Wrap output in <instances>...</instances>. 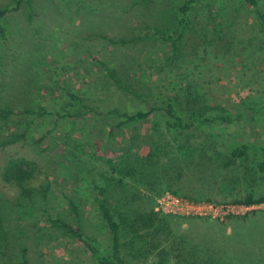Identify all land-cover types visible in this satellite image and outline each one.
<instances>
[{
    "label": "rangeland",
    "instance_id": "obj_1",
    "mask_svg": "<svg viewBox=\"0 0 264 264\" xmlns=\"http://www.w3.org/2000/svg\"><path fill=\"white\" fill-rule=\"evenodd\" d=\"M25 1L0 0V10H8L3 19L6 33L0 38V108L19 113L37 103L49 114L35 119L13 116L8 130L0 131L1 142L8 134L22 132L21 124L30 126L28 140L0 146V264H96L82 243L52 221L60 218L79 225L86 240L106 250L108 231L93 202L100 164L90 151L113 158L137 137L142 156L152 142L163 159L167 152L168 170H158L146 180L155 185L152 192L139 187L127 198L114 189L110 202L119 211L126 206L140 213L156 212L157 200L177 192L199 198L195 203L200 207L190 215L159 214L163 230L158 238L151 232L146 236L140 232L142 240L124 235L126 254L139 264H264V204L233 203L247 194L264 197V174L254 167L255 157L228 168L216 160H207L204 166L199 149L208 134L264 146V124L203 126L186 145L169 135L167 119L154 113L138 123L137 131L127 129L109 137L105 124L112 117L110 111L131 114L148 107L144 101L121 98L93 64V58L111 63L147 102L157 103L168 94L182 105L193 94L218 111L239 109L242 99L264 107V37L253 31L249 13L241 9L236 13V5L228 0L222 6V20L198 23L180 62L170 71L162 65L167 47L152 37L126 45L118 42L171 28L175 0H33L31 12ZM219 25L221 33L213 35ZM51 80L57 81L56 92L46 87ZM67 88L87 98L94 113L60 118ZM17 120L22 123L14 125ZM38 139L40 145L34 143ZM183 145L189 149L186 153L178 150ZM10 159L36 165V177L25 186L33 190L49 183L45 197L37 193L25 197L19 186L2 181ZM69 201L78 208L79 221ZM252 210L257 212L246 215Z\"/></svg>",
    "mask_w": 264,
    "mask_h": 264
},
{
    "label": "trees",
    "instance_id": "obj_2",
    "mask_svg": "<svg viewBox=\"0 0 264 264\" xmlns=\"http://www.w3.org/2000/svg\"><path fill=\"white\" fill-rule=\"evenodd\" d=\"M144 1L151 2L153 0ZM227 1L228 0H175L173 25L171 28L162 31L156 30L149 35L132 37L129 40H121L118 43L126 45L136 40L152 37L167 47L165 58H163L164 63L162 65L170 71H173L183 56V48L188 41V37L195 30L198 23L203 20H208L209 22L214 20L215 17L216 19L221 18L220 20H222V17H224V8H222V6L226 7L224 4ZM230 1L236 5L235 8L233 7L236 13L239 12L238 9H241L242 13L246 15L249 13V19L254 25L253 31L264 37L263 0ZM20 2H18V4ZM32 2L33 0L25 1L30 12L33 10ZM7 11L6 9L0 10L1 39L4 38L6 33L3 19L6 17ZM221 28L220 25L219 28L216 27V33L213 35L220 34ZM108 41L114 43L111 40ZM93 64L99 69V72L103 74V82L112 86L121 98L129 96L136 100L144 101L148 107L147 111L136 110L131 114L120 112L117 109L110 111L112 117L105 124L106 127L109 128V137L114 136V134L119 135L127 129L137 131L138 123L149 119L154 113H161L167 119L165 122L167 133L179 141H184L186 145L189 144L190 140L195 139V133L203 126L216 123L226 126L232 124H264V113H262L264 107L253 105L250 99H242L239 103L240 108L234 109L232 112L224 110L218 111V108L211 109L209 106L201 104L193 94H190L189 99L182 102V105L176 103L175 99L168 94L157 103H151L142 100L132 84L122 78L119 71L114 68L111 63L104 59L93 58ZM162 65L159 66L163 68ZM45 75L49 78L53 76L51 72H46ZM51 81V83H45L46 87L52 88L53 84L57 85V81ZM167 85H169V83ZM57 88L59 89V87ZM52 89L56 92V86ZM64 93L67 98V104L60 108V118H71L77 113H94L95 110L88 102L87 98L75 94L72 92L71 88L64 89ZM14 110L10 111L0 108V131L8 130L9 124L14 120L13 116H32L35 119L36 117L42 118L49 114L43 106L37 103L28 104L23 112L18 113ZM18 121L22 123V120H17L16 123L14 122V125L20 124ZM26 121L27 120L24 119V123H26ZM56 124L57 121L55 122V125ZM21 125L23 126L22 132L19 134H8L7 137L3 138L0 142L1 147L14 145L30 138L29 124ZM34 143L40 145L42 139H38ZM130 143L129 147L122 148L120 152L118 150L119 153L114 154L115 156L113 158L95 156L94 151H90L92 157L96 159V163L100 164L97 177L93 180V189L96 193L93 197V202L102 225L108 231L109 245L107 249H99L96 245L86 240L82 235L79 225L74 226L60 218H56L52 221L55 228H58L63 231L65 235L77 239L82 243L96 264H139L126 254V242L122 239L124 235L134 234L136 240H142V234L146 236L151 232L154 237L158 238L159 232L163 230V221L158 219L159 213L153 210H150L148 213H140L126 206H124L123 211H119L117 204H112L109 200V194L114 189L120 190L123 193L122 195L127 198L134 197V191L139 189V187L152 192L155 185L149 184L146 180H149V178L152 177L151 175H155L158 170H168V164L165 161V158L167 159V152L163 153L164 156H166L163 159L160 148H157L154 142L150 143L148 152L143 156L139 153V150L142 148L139 138H131ZM199 149L202 160H204L202 163L204 166L207 165V160H216L219 164H222L224 168H228L230 164H234L236 161L255 157L254 167L259 173L264 174V146L250 142H239L237 140L228 141L222 135L214 136L213 134H208L205 136ZM178 150L186 153L189 149L187 146L183 145L178 148ZM60 155L61 154L57 156ZM62 156L64 155L62 154ZM72 160L77 161L75 158H72ZM156 165L158 166L155 170ZM37 171L36 165L31 161L26 159H10L4 167L1 177L3 182L19 186L22 195L25 197H30L32 193L41 194L42 197H45L50 189L49 183L45 186L41 185L38 189L33 190L25 186V183L36 177ZM165 173L168 172L166 171ZM171 194L184 198L177 192H171ZM185 199L191 202L199 201V198L192 196H185ZM205 199L209 200L208 198ZM233 203L244 207L256 206L264 204V197L255 199L251 194H247L236 199ZM69 207L74 213L75 219L79 221L80 214L75 203L69 201ZM256 212L257 210H252L246 215H254ZM184 219L186 218L182 217V220ZM155 223H157V225H155ZM140 232H142V234H140ZM150 247H154V245L150 243ZM150 264H157V262L152 261Z\"/></svg>",
    "mask_w": 264,
    "mask_h": 264
},
{
    "label": "built area",
    "instance_id": "obj_3",
    "mask_svg": "<svg viewBox=\"0 0 264 264\" xmlns=\"http://www.w3.org/2000/svg\"><path fill=\"white\" fill-rule=\"evenodd\" d=\"M199 207L195 202L167 193L157 200L155 211L159 214L190 215Z\"/></svg>",
    "mask_w": 264,
    "mask_h": 264
}]
</instances>
